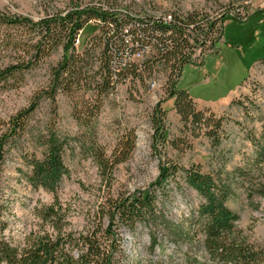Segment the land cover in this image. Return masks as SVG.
<instances>
[{
  "label": "trees",
  "instance_id": "1",
  "mask_svg": "<svg viewBox=\"0 0 264 264\" xmlns=\"http://www.w3.org/2000/svg\"><path fill=\"white\" fill-rule=\"evenodd\" d=\"M242 2L227 11L218 8L210 13L202 9L184 11L177 2L158 11L145 1L66 0L62 9H54L36 21L0 12V23L22 27L32 34L24 43L13 41L18 52L15 51L10 62L0 66V85L18 84L26 71L60 49L61 57L50 67L48 90L44 93L53 103L59 92L70 95L74 89H79L90 93L92 106L84 99L81 101L83 106H91L90 111H80L83 115L76 117L85 127L77 141L94 158L101 182L107 186L104 200L82 229L71 228L66 207L54 197L51 203L35 208L40 227L31 230L18 244L3 234L1 217L5 205L0 196V264H184L183 260L179 263L155 257L156 250L163 244L157 231L164 232L177 247L199 244L205 252L204 261L197 263L185 255V264L192 261L195 264H264V249L247 240L237 226L239 215L226 206L235 192L233 176L241 178L252 170L257 174L262 171L264 127L258 137L250 136L256 153L246 172L236 169L237 174H230L220 169L217 174L204 173L198 165L186 168L166 160L160 163L158 176L146 190L116 195L110 193L113 169L133 151L134 135L122 137L107 155L93 133V121L102 96L130 79L146 78V88L150 91L147 81L158 80L152 75L157 66H163L166 75L161 84L163 94L149 115L155 151L157 143L165 146L167 142L166 110L161 107L166 100H171V107L183 124L205 126V134L217 145L216 133L222 127V120L213 121L196 111L193 99L178 87V81L186 64L200 60L209 52H218L226 19L243 21L249 17V2ZM88 24L95 27V32L78 50L79 32ZM135 54H140V58H134ZM35 103L34 100L11 115L0 130V180L8 147L16 146L15 142L26 131ZM70 138L60 135L53 127L43 135L42 156L27 161L29 170L25 178L32 187L56 192L62 178L69 175L63 153L69 147ZM171 141L178 146L177 140ZM176 177L203 198L196 214L191 213L201 227L199 241L194 225L185 219L179 222L168 219L159 201L157 190L164 198L168 180ZM248 186L252 188L247 194L250 200L254 195L264 198V183H255L252 179ZM141 225L149 228L148 244L144 248L148 255L146 260L129 253L121 233L128 230L135 234Z\"/></svg>",
  "mask_w": 264,
  "mask_h": 264
},
{
  "label": "rangeland",
  "instance_id": "2",
  "mask_svg": "<svg viewBox=\"0 0 264 264\" xmlns=\"http://www.w3.org/2000/svg\"><path fill=\"white\" fill-rule=\"evenodd\" d=\"M136 1H145L158 11L177 2L184 11L202 9L210 13L218 8L227 11L233 5L239 6L242 1H248L250 14L243 21L226 19L221 41L217 45L218 52H209L200 60L186 64L178 81V87L186 90L195 101L196 111L203 112L213 121L222 120V127L216 133L217 145L205 134V126L183 124L172 109L171 100H166L161 107L166 110L167 142L165 146L157 143L155 151L149 115L163 94L161 84L166 78L163 66H157L152 75L160 85L152 91L146 88V78L130 79L118 84L116 90L107 96H102V104L93 121L97 142L109 155L122 137L132 133L135 141L129 157L113 169L110 193L116 195L146 190L158 176L160 163L166 160L186 168L198 165L204 173L217 174L220 169L230 174H234L236 169L246 172L256 153L250 136L258 137L264 127V15L259 10L262 0ZM65 4L66 0H0V12L36 21L54 9H62ZM230 15L234 16V13ZM93 32L95 27L91 24L79 32L78 50L83 48ZM31 36L22 27L0 23V66L10 62L15 51L18 52L17 47L12 45L13 41L24 43ZM60 57L61 50L58 49L26 71L18 84L0 85V130L11 115L36 101L26 131L15 142L16 146L8 147L1 173L0 196L5 205L1 217L3 234L15 244L22 243L31 230L39 229L40 220L34 211L36 207L49 204L56 197L67 209V221L71 228L80 230L88 219H92L107 192L94 158L77 141L85 127L77 122L76 117L90 111V93L79 89H74L70 95L59 92L54 103L44 93L48 90L50 67ZM83 99L91 106H83ZM50 127L60 135L71 137L69 147L63 153L69 175L62 178L54 193L42 187H32L25 178V172L29 170L27 161L31 157L42 156L45 148L43 135ZM171 140H177L178 146H174ZM241 176H233L235 192L226 201V206L239 215L237 226L247 240L264 249V198L254 195L250 200L247 195L252 190L248 186L252 179L255 183H264V166L260 174L252 170L250 174ZM157 194L166 217L174 222L183 219L191 222L199 241L201 227L191 213L196 214L203 198L187 187L180 177L168 180L164 198L160 197L159 190ZM148 232L149 228L144 225L139 226L135 234L128 230L121 232L129 253L138 255L142 260L148 258L144 251L148 244ZM155 233L163 239V244L156 250V258L179 263L183 260L185 264L186 255L197 263L204 261L205 252L199 244L177 247L164 232ZM189 263L195 264L194 261Z\"/></svg>",
  "mask_w": 264,
  "mask_h": 264
},
{
  "label": "built area",
  "instance_id": "3",
  "mask_svg": "<svg viewBox=\"0 0 264 264\" xmlns=\"http://www.w3.org/2000/svg\"><path fill=\"white\" fill-rule=\"evenodd\" d=\"M259 10H260V11L262 12V14L264 15V0H262V1L260 2ZM140 56H141L140 54H135V55H134V58L138 59V58H140ZM201 58H202V57H201ZM147 85H148L150 91L154 90L155 86H160L159 83H158V81L155 80V79H150V80H148V81H147Z\"/></svg>",
  "mask_w": 264,
  "mask_h": 264
},
{
  "label": "crops",
  "instance_id": "4",
  "mask_svg": "<svg viewBox=\"0 0 264 264\" xmlns=\"http://www.w3.org/2000/svg\"><path fill=\"white\" fill-rule=\"evenodd\" d=\"M249 14H250V11H249ZM194 101V100H193ZM194 103H195V101H194ZM195 105H196V103H195Z\"/></svg>",
  "mask_w": 264,
  "mask_h": 264
}]
</instances>
